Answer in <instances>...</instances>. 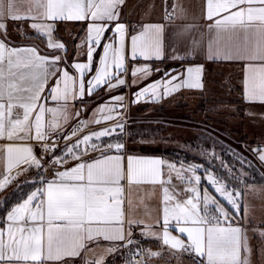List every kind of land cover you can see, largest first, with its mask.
<instances>
[{
  "label": "snow or ice",
  "instance_id": "snow-or-ice-1",
  "mask_svg": "<svg viewBox=\"0 0 264 264\" xmlns=\"http://www.w3.org/2000/svg\"><path fill=\"white\" fill-rule=\"evenodd\" d=\"M123 2L0 0V192L20 175L30 170L36 173L31 190L25 192L17 184L16 200L4 201L0 264H74V258L96 248L102 251L87 264H105L106 256L121 247L129 249L125 264H147L160 253L141 249L133 239V229L141 225L142 236L194 254V264H251L252 248L240 223L241 196L248 180L244 166L251 167L246 158L230 150L241 169L234 171L221 160L226 174L217 175L211 164L178 166L163 159L126 155L122 110L128 105L123 95L99 106L93 119L78 121L70 134L65 130L80 115L70 112L77 100L84 103L86 93L91 96L101 87L111 92L161 73L159 79L133 93V103L142 99L158 103L183 88H203L200 67H189L185 74L177 69L161 72L158 65L149 63L133 66L128 84V60L154 63L165 59L166 28L164 23H145L131 35L129 45L128 28L120 20ZM177 7L169 10L166 5L163 19L171 22L170 11ZM205 18L210 36L207 58L245 62V97L264 104V0H206ZM9 20L14 25L27 22L38 38H45L48 49L62 54H42L36 46L14 45ZM68 21L84 22L87 35L79 47L86 46V62L69 61L66 45L54 38L57 24ZM192 27L175 28L168 34L172 59L185 58L177 54V47L186 42L191 44L189 55L199 49L200 42L191 38ZM102 121L112 124L79 135L90 124ZM113 136L115 140L103 139ZM61 140L65 141L62 148ZM94 152L100 155L85 159ZM201 154L208 160L219 159L214 151ZM253 155L264 163V146L256 147ZM174 178L185 185L184 199L178 198ZM124 183L159 186L162 224L156 223L162 232L153 231L156 225L143 220L126 219ZM244 211L246 215V206ZM172 229L179 235H173ZM259 235L264 238V231Z\"/></svg>",
  "mask_w": 264,
  "mask_h": 264
},
{
  "label": "crops",
  "instance_id": "crops-1",
  "mask_svg": "<svg viewBox=\"0 0 264 264\" xmlns=\"http://www.w3.org/2000/svg\"><path fill=\"white\" fill-rule=\"evenodd\" d=\"M19 2V0H18ZM167 5V8L169 10L173 9V5H177L178 7L174 11H170V15H172L173 19L171 22L165 21L163 19L164 13H165V6ZM121 8L124 9L122 15H120V20L123 22L127 28H128V36H129V45H130V37L131 35L136 34V32L141 28V26L145 23H164L166 28V42H165V59L163 61H156V62H147L138 60V61H131L128 60L127 67L129 68V75L127 78H129L130 81H132L131 77V69L133 66H140L146 63L152 64V66H161L162 71L165 69H173V68H182L180 71H185L189 67H192L193 69L200 67L202 71L208 73V72H214V76L216 78V72L225 73L227 76L232 77L235 81L234 84L230 83V79H226V83L230 87V90L228 91V100L226 101L227 104H224L226 108L224 109V113L221 111H213V109L217 106L215 105V100L213 102L208 101L204 104H202V99L200 97L199 103L194 105L192 107L189 106L186 103L187 97L183 96L181 99L175 100L177 103L172 110L166 106H164V103L162 105H151L150 109H147L146 111H141L138 108V105L140 103H136L137 106L135 107V110L133 113L137 114L138 116H141L142 113H145V120L144 121H136V123H131L130 126H133V134H136L138 139L142 140L144 139L145 144L139 145V147L142 146H151L156 145L157 142H166L170 141L173 136L171 135V131L167 130L169 127H173V131L176 134V137H178L177 141L179 142L178 148L176 149L179 159V162H174V159L170 157V155L166 152L167 150L162 149H152V150H143V148H137V149H125L126 155L136 156V157H144V158H158L163 159L166 162H173L176 163L178 166L180 163H184L185 165H188L190 163H196L202 165V167H208L204 163L209 162L207 157L205 155H202L201 152L202 147H205L206 150L204 152L211 153L210 150H213L214 152L217 151L216 155H218V150L216 147V143L214 142V139L212 138L216 131L221 133L224 138L222 139V144H229L236 146V149L243 150L244 147L248 146V142H246L244 139H251V140H257L262 143V146H264V104H260L259 102H248L245 97L244 92V78H245V68L246 64L242 61H235V60H223L221 58H215V59H208L207 58V44L209 41V34L207 32V24L209 23L205 16H206V0H124L123 4L121 5ZM182 10V11H181ZM121 14V11H120ZM179 16V18H176ZM72 21H68L65 23H71ZM79 24H83L84 22H75ZM193 26L192 32H191V38L195 41L200 42V47L197 51L191 53L189 55L191 44L186 42L184 44H181L177 47V54L184 56L185 58L183 60H175L172 59V51L169 46V41L167 39L168 34L175 28L184 27V26ZM58 27V26H57ZM81 33V39H83V36L86 37V28L79 27L78 28ZM24 30V29H23ZM67 30V29H66ZM34 31V30H33ZM25 32V31H24ZM35 34H37L34 31ZM58 32L54 33V38L58 42H62L66 45L68 49V55L67 59L69 61L76 60L78 62H86V46L79 47L80 42L77 44H73L71 42L67 43L68 37H61L62 40L58 39ZM27 35V34H26ZM38 35V34H37ZM108 35V33H106ZM71 37V34H70ZM43 38V37H42ZM22 42V41H21ZM16 46H36L39 48L42 54H62L59 52H55L52 49H48L46 46V40L43 38V41H35L30 40L27 42H22L21 44H14ZM81 50V51H80ZM99 52V51H98ZM74 53H78L77 56H74ZM81 56L78 58V56ZM175 68V69H176ZM223 69V70H222ZM70 72L73 71L72 69H69ZM161 71V72H162ZM201 71V73H202ZM200 73V76H201ZM195 75V73H194ZM161 77V73L159 75ZM153 77V78H152ZM158 76L152 75L147 80H144L142 82H138L136 87L142 86L144 83L147 85L150 81H154ZM152 78V80H150ZM204 80V79H202ZM201 80V82H202ZM128 81V80H127ZM129 83V82H128ZM130 84V83H129ZM204 85L207 84V82L202 83ZM144 87V86H142ZM213 85L209 83L207 87H205V90L202 94L204 99H207L208 97L212 96V88ZM104 90L101 92H98L97 95L101 97H106L107 95L111 94L110 96H113V94H122L123 96L127 97V91L122 89L121 87L114 91H107L105 87H102ZM141 88V87H140ZM188 88H183L179 92L174 93L173 95L166 97L162 100L168 101L166 102L167 105L172 106L170 103L173 97H176V94L181 96V94H184ZM99 90V89H98ZM125 92V93H124ZM47 94V89L45 90V95ZM86 98L87 93L85 95ZM84 97V98H85ZM217 98V96H216ZM105 103H109V100ZM165 103V104H166ZM85 104L81 103L79 100L76 102V106L70 109V112L76 113L80 112V115L78 117H73L72 120L68 123L65 130L67 132H71L70 129H72L74 126L77 125L78 121L80 120H91L93 119L92 113L96 110H90V113L88 116L84 106ZM49 106H52V102L49 101ZM158 107V112L156 116H148V113H150L153 108ZM83 109V111H81ZM168 111V113L165 115L163 111ZM177 113L176 120L170 119V115L175 112ZM221 112V114H219ZM204 118L205 121L195 119L198 118ZM241 117L242 122L239 126L236 125V121H239V118ZM140 117H136L135 119H138ZM145 121L148 127L145 126ZM211 121V122H210ZM219 121V122H218ZM173 122H176L173 123ZM112 122H104L102 121L101 124H90L87 128H84L79 135L83 134H91L92 132L102 130L105 126L111 125ZM155 124H158V126L161 127L162 136L160 139H154L152 138V142L147 141L146 139H150V137L157 136L159 133V129L155 128L157 126H154ZM70 125V126H69ZM219 128V129H218ZM69 130V131H68ZM167 130V131H166ZM145 131V132H144ZM157 131V132H156ZM166 131V132H165ZM167 132H170L168 134ZM143 134H146V136L142 137ZM172 137V138H171ZM75 137H73L74 139ZM146 138V139H145ZM166 140V141H164ZM213 140V143L210 142ZM225 140V141H224ZM68 143H71L72 141H67ZM212 149H209L208 147H211ZM39 152V149H37V153ZM100 153H92L90 156L86 157L85 159H91L92 156H99ZM243 155V154H242ZM247 155V154H246ZM219 156V155H218ZM245 157L246 160L248 158ZM223 157H221L222 159ZM206 160V162H205ZM216 160V159H214ZM226 161H230L229 156H227ZM225 161V162H226ZM219 166L218 170L214 169L212 167V170L216 172L217 175H225L226 173H223L219 171V168L223 171L225 170L220 166L219 160H217ZM259 162V161H258ZM75 163L74 161L70 162V164ZM260 166L262 165L261 162H259ZM237 169H233L234 171H239L241 169L240 163H237ZM227 166V165H226ZM245 167V166H244ZM245 171L248 176V180L246 183V186H243V194L241 196V202H242V210L240 213L241 220L240 223L245 227L246 224L255 225L257 230L264 231V210L257 211V219L252 220V222L245 221V205L249 202L250 195L253 194L254 196L258 197V203L261 205H264V167L261 166V170L259 171V177L251 178L250 174L247 171V168L245 167ZM22 176V175H20ZM48 178H51V174L47 173ZM202 184L205 187H208V191L211 195L215 196L216 194L213 192L210 186L206 184L205 181L202 180ZM14 185V183H13ZM10 185L7 189H5L3 192H0V195L2 193L9 192L11 190ZM123 187L125 189L124 191V208L126 213V219L127 218H135L139 220H143L147 224H153L156 225L153 228V231L162 232V228L157 224V220L160 221L162 224V191L159 188V186H152V185H128L127 183L123 184ZM173 187L177 193H180L179 199H184L187 193L183 191L185 185H183L179 180L173 179ZM237 187H240V185H237ZM225 207L228 208V206L225 204ZM230 210V209H229ZM143 229V225L140 227H135L133 229V239L139 241V247L144 248L145 250H150L152 252H158L160 253L159 256L150 258V264H157L159 261H168L169 259H172L173 257H177L180 254H186L190 256L192 259H196L194 254H189L187 252L183 251H177L174 249L169 248L166 245L162 244V241H159L153 237L148 236H142L141 231ZM246 229V228H245ZM260 232L256 234L254 237L249 236L248 232L247 235L249 237V241H258L261 245V247L264 249V238L260 237ZM173 235H179L178 232L175 231V229H172ZM252 237V239H251ZM146 243V244H144ZM124 247H121L122 249ZM102 251L101 248H96L94 251H85L81 254L80 257L74 258V264H87V261L95 260L97 255ZM115 253V252H114ZM164 253H167L170 255V258H165ZM257 253V252H255ZM113 254V253H112ZM110 254V255H112ZM106 256L105 260L110 256ZM164 255V256H163ZM259 254L254 255V252L252 250L251 252V264H256L257 257ZM262 256H264V252L262 253ZM194 264V263H193Z\"/></svg>",
  "mask_w": 264,
  "mask_h": 264
},
{
  "label": "rangeland",
  "instance_id": "rangeland-1",
  "mask_svg": "<svg viewBox=\"0 0 264 264\" xmlns=\"http://www.w3.org/2000/svg\"><path fill=\"white\" fill-rule=\"evenodd\" d=\"M123 10L121 7H120V11H121V14L123 13ZM8 23V30H9V34L11 35V37L15 40V41H24L26 37V34H33L34 31L33 29L30 28L29 24L27 22H23V21H19V22H15V25H19V30L17 29V27L14 25V22H12L11 20L7 21ZM76 24L78 23H75V22H71V23H66L65 25L66 26H69L70 27H75ZM57 32H58V36L60 37H68L67 40H69L68 42H71L73 44H77L79 41H81V37L79 39L78 35H72L70 37V34L66 31V26L64 25H60V24H57ZM84 27V23L82 24H79V27ZM24 29V30H23ZM25 31V32H24ZM78 34H80V30H78L77 32ZM83 39H84V36H83ZM61 40V39H60ZM26 41V40H25ZM24 41V42H25ZM81 51V50H80ZM99 51V50H98ZM81 56L79 55L78 58H80ZM153 67H156L153 66ZM159 68L161 69V66H159ZM176 68V67H175ZM173 68V69H175ZM177 69V68H176ZM182 68H178L177 71H180ZM223 70V69H222ZM162 71V69H161ZM163 72V71H162ZM153 75H156L158 76L155 80L159 79L160 78V73H154ZM214 72H204L202 71L201 73V80H202V83H205L207 82L206 85L203 84V88L202 89H187L186 92L184 94H181V96L179 97L178 94H176V97H173V99L171 100H174V101H171L170 103L172 104V106H169L167 105L166 102L168 101H164V100H161L160 102L158 103H153L151 101H148L146 102L145 100H141L138 105V108L139 110L141 111H146L147 109H150V106L151 105H157L160 106L162 105V103H164V106L168 107L170 109V111L172 112V110L174 109L175 105H176V101L178 98L181 99L183 96L187 97L185 98L186 99V103L192 107H194V105H196L197 103H199V100H200V97L202 99V104L208 102V101H211L213 102V100H215V105H217L213 111H221L222 113H224V109L226 108V106L224 104H227L226 101L228 100V91L230 90V87L228 86V84L226 83V79L225 78H228L230 79V83L231 84H234V80L232 77H229L227 76L225 73H220V72H216V78L214 76ZM130 78V76H129ZM129 78H127L128 82L131 84V81L129 80ZM153 78V77H152ZM152 78L150 80H152ZM128 83V84H129ZM212 84L213 87L211 88L212 89V93H216V94H213L212 96L208 97L207 99H204V97L202 96L204 90H205V87H207L208 85ZM146 84L144 83L142 86H145ZM142 86H139V87H136V86H132V87H121L122 89L126 90L127 91V97H125V103H127V108L123 109V114H124V123H125V128H124V134L122 135V140L124 141L125 143V149H128V150H131V149H137V148H143V150H152V149H162L165 151L167 150L166 152L168 154H173L174 157H179L178 156V153L176 151V149L178 148L177 146L179 145V142L177 141L178 137H176V134L175 132L173 131V127H169L167 128V130H170L171 131V135L173 136V138L170 140V141H166V142H157L155 141L157 144L156 145H152L153 148H151V146H149V148L147 146H142V147H139V145H144L145 144V141L144 139L140 140L138 139L139 137L136 136V134H133V126H130L131 123H136V121H144L145 120V113L143 112L141 116H138L137 114L133 113V111L135 110V107L137 106L136 103H133L132 101H134L135 97L133 96V93L135 91H137L140 87L142 88ZM103 89L102 87L97 90L96 93H94L93 95L89 96L88 98H83L84 100V103L85 104L84 106L86 107V111L85 114L87 113L86 116L89 115L90 113V110H95L97 109L99 106L105 104V102H107L109 100V103L111 102V98L115 95H122V94H113V96H110L111 94L107 95L106 97H101L98 94V92ZM125 93V92H124ZM88 96V95H87ZM217 96V98H216ZM177 98V99H176ZM81 102V101H80ZM166 103V104H165ZM158 107L156 108H153V110L148 113V116H156L157 114H159L158 112ZM89 111V113H88ZM221 112H219V114H221ZM163 113H165V115L168 113V111H163ZM136 117H140L138 119H135ZM177 118V113L176 111L173 112L171 115H170V119H174L176 120ZM195 118H198V117H195ZM72 120V119H71ZM70 120V121H71ZM196 121H205L206 119L204 118H198V119H195ZM69 121V122H70ZM108 122H111V121H108ZM211 122V121H210ZM219 122V121H218ZM242 122V119L241 117L239 118V121L237 120L236 121V125L239 126ZM176 124V122H173ZM112 124V123H111ZM70 126V125H69ZM107 126H111V125H107ZM154 126H157L155 128H158L159 129V133L157 136H153V137H150L149 136V140L146 139L147 141H154L152 140V138L154 139H160L161 136H162V132L160 131L161 130V127L158 126V124H155ZM144 128L145 127H148L147 124H146V121H145V126H143ZM219 129V128H218ZM71 130V129H70ZM166 130V131H167ZM69 131V130H68ZM165 131V132H166ZM145 132V131H144ZM157 132V131H156ZM168 134H170V132H167ZM146 136V134H143L142 137ZM214 139V142L216 143V147L218 150V155H219V159H212V160H209V162H205L204 163L206 166H208L209 164H211V166L218 170V162L217 160H219V163L221 162V160L224 162L225 165H227L228 167H231L232 169H237V163H240L238 160H236L232 155H231V151L230 150H234L235 152L239 153L241 156H247L248 155V158H247V161L250 162L251 164V167H249L247 164L245 165V167L247 168V171L248 173L250 174V177L254 179V177L256 178L257 176L259 177V171L261 170V166L264 167V163H262L261 161L258 160V158L253 155V150L258 147V146H262V143L260 141H257V140H251V139H245V138H242L244 139L246 142H248V146L244 147L243 150L241 149H236V146L234 145H229V144H222L221 141L222 139L224 138V136L219 133L218 131H216V134L212 137ZM75 139V138H74ZM105 140H115L116 137L113 136V137H106V138H103ZM225 141V140H224ZM210 142L213 143V140H211ZM71 144V143H69ZM209 149H212V146L211 147H208ZM202 149L206 150L205 147H202ZM203 150V151H204ZM210 152H213V150H210ZM96 153V152H94ZM215 154L217 153V151L214 152ZM92 154V153H91ZM243 154V155H242ZM247 154V155H246ZM171 158L174 159V157H172V155H170ZM227 156H229L230 158V161H226V158ZM221 157H223L221 159ZM245 158V157H244ZM175 160V159H174ZM226 161V162H225ZM262 163V165L260 166L259 162ZM208 164V165H207ZM219 171L225 173V170L223 171L222 169L219 168ZM51 174V172H49ZM258 196V195H257ZM257 196H254L253 194L250 195V198H249V202L245 205L246 206V209H247V214L245 215V221L248 222H252V220H256L258 215H257V211L259 210H264V205L263 204H259L258 203V197ZM245 228H246V231L249 233L248 235L249 236H252L254 237L256 234H258L260 231L257 230L256 226L255 225H251V224H246L245 223ZM251 237V239H252ZM249 244L254 252V255L256 256V254H259V256L257 257V262L256 264H264V256H262V253L264 252V249L261 247L260 243L258 241H249ZM257 252V253H255ZM166 254L165 255V258L169 259L170 258V255L167 254V253H164ZM164 256V255H163ZM188 264H193L191 262H187Z\"/></svg>",
  "mask_w": 264,
  "mask_h": 264
},
{
  "label": "trees",
  "instance_id": "trees-1",
  "mask_svg": "<svg viewBox=\"0 0 264 264\" xmlns=\"http://www.w3.org/2000/svg\"><path fill=\"white\" fill-rule=\"evenodd\" d=\"M60 25H64L66 26L65 22L63 23H59ZM79 28V25L76 24L75 27H70L69 26H66V31L72 35H78L79 39H80V36H81V33L78 34V29ZM85 28V27H84ZM58 34V33H57ZM25 38V42L27 41H30V40H35V41H43V38L42 37H39L38 38V35L33 33V34H27ZM10 39L12 40L13 44H21L22 42H19V41H15L11 35H10ZM58 39L60 40L61 38L58 37ZM62 40V39H61ZM67 43H69L67 41ZM104 89H101L99 92L103 91ZM169 155H172L173 154H169ZM171 157V156H170ZM174 162H179L178 159L179 157H174ZM36 179V173H35V170H30L29 172H26L24 173L22 176H19L17 181L14 182V185L11 186V190L9 192H6V193H2L0 195V224H3L4 223V215H5V205H4V201L5 200H8L10 203L14 202L16 200V196H15V193L17 191V188H16V185L19 184L21 186V189L23 191H29L32 189V181H34ZM146 244V243H144ZM129 249L127 247H124L122 249H119L118 251H116L115 253H113L112 255H110L106 260H105V264H125V260H124V257L127 255ZM191 262V263H194V259H192L190 256L186 255V254H180L179 256L177 257H173L172 259H169L168 261H159V263L157 264H188L187 262Z\"/></svg>",
  "mask_w": 264,
  "mask_h": 264
},
{
  "label": "built area",
  "instance_id": "built-area-1",
  "mask_svg": "<svg viewBox=\"0 0 264 264\" xmlns=\"http://www.w3.org/2000/svg\"><path fill=\"white\" fill-rule=\"evenodd\" d=\"M59 143H60V147L62 148V147L64 146L65 141L61 140ZM67 143H68V142H67ZM38 153H39V152H38ZM140 248H141V249H144V248H142V247H140ZM147 264H150V259L148 260Z\"/></svg>",
  "mask_w": 264,
  "mask_h": 264
}]
</instances>
